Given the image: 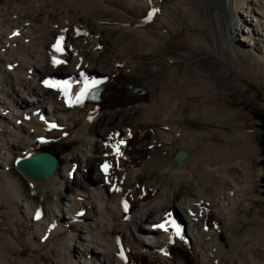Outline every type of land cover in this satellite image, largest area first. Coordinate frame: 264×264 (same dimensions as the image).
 <instances>
[{
    "label": "bare ground",
    "instance_id": "bare-ground-1",
    "mask_svg": "<svg viewBox=\"0 0 264 264\" xmlns=\"http://www.w3.org/2000/svg\"><path fill=\"white\" fill-rule=\"evenodd\" d=\"M25 22H30L27 27ZM21 26L29 42L18 38L16 46L0 45V108L18 115L35 105L45 107L71 136L37 150L35 137L23 127L11 128L14 116L0 113V205L5 208H0V264H121L115 256L117 233L132 248L131 264H213L217 259L218 264H264V215L253 210L257 200L264 201L261 191L253 194L261 181L253 168L260 152L255 132L235 125L229 111L217 105L188 101L213 91L212 97L219 98L217 84L224 92L245 88L242 80L258 74L252 67L264 80V52L249 42V36L260 33L264 40V0H0V39ZM58 33L72 38L70 65L60 72L87 69L110 78L97 116L94 105L63 112L54 97L41 92L38 78L55 73L45 52ZM246 64L248 74L240 77ZM133 87L145 94L134 93ZM25 125L42 131V124ZM116 127L133 130L127 150L106 144ZM170 130L173 140L163 142L162 134ZM143 140H148L147 150ZM162 145L168 149L164 156ZM188 148L180 167L173 158ZM43 149L48 152L34 158L56 163L45 178L36 180L14 166L23 151ZM104 163L112 165L106 179H116L123 188L118 195L132 208L131 222L121 220L116 194L105 195L98 170L93 175ZM76 178H88L94 187L79 185ZM138 185L146 188L144 198ZM83 204L90 210L82 222L47 233L50 221ZM39 206L46 215L37 223L32 218ZM168 207L204 210L201 221L220 224L223 240L213 228L205 233L199 223L186 220L190 250L176 245L173 261L158 256L154 249L161 235L150 227ZM26 229L37 232L38 242Z\"/></svg>",
    "mask_w": 264,
    "mask_h": 264
},
{
    "label": "rangeland",
    "instance_id": "rangeland-1",
    "mask_svg": "<svg viewBox=\"0 0 264 264\" xmlns=\"http://www.w3.org/2000/svg\"><path fill=\"white\" fill-rule=\"evenodd\" d=\"M245 13L247 14L248 11H246ZM244 24H246V23L244 22ZM245 32H246V29L244 27V34L242 33V36H246L247 35V34H245ZM260 36H261V33L258 35V37L253 36V35L249 36L250 37L249 38V42H250V44H253L254 42H260L262 44L260 49L264 52V40ZM242 39H243V37H242ZM244 44H245V47H248L247 43H244ZM263 62H257V64H263ZM159 63L162 64L161 58H160ZM152 65H153V63H151L148 66H152ZM245 66L246 67L241 70V73L239 75L240 77H244L246 74H248V69H249L248 67L249 66L247 64ZM252 66H255V64L252 65ZM252 68L255 69L256 73H258V74L253 76V77H250L252 80H249V79H243L242 80V84L244 85L245 88L238 87L236 89H233L232 91L224 92V91H222V88H221L220 85H218V84L216 85L215 84L218 87V90H219V93H218V95L220 94L219 98H217V97L213 98L212 97L213 96L212 94H216L217 95V93L215 91H213V92H209V93H205L203 95H200L199 97H192L188 101L189 102H195V103L198 102L201 105L204 104L206 106H208V104L209 105H211V104L212 105H217L219 107V109L223 110L224 112H228L229 111L230 121L234 122V124L237 123L235 125L240 126V127L244 128V129H247V130H250V131L254 130L256 142L259 144L261 130L258 128L259 122L255 119L254 114L258 113L259 115H264V80H263V73H261L259 69H256L257 67L256 68L252 67ZM179 73H180V71H179ZM178 75H179L178 78L180 79L183 76V73L181 72ZM233 77H234V72H233ZM259 78L262 80V82H260V81L257 82V80ZM15 89L19 92L18 88L15 87ZM135 89H134V91H135ZM142 91L143 90L141 89V90H139V91H137L135 93L136 94L137 93L138 94H145V91H144V93H142ZM221 93H223L224 95L222 96ZM135 102H137V101H133L131 103V105H133ZM26 104L30 105V102L26 100ZM209 108H213V107H209ZM118 110H119V107L117 106L116 111H118ZM118 128L120 130L122 129L121 127H116V129H118ZM164 133H166V135L162 134V141L164 140L163 142H165L166 138L169 139V140H173V137L175 136V133L172 130L166 131ZM137 146H135L134 149H137ZM162 147L164 149V150L162 149V156H164L165 154H167L166 151L168 149L166 148V145H162ZM189 149L190 148H188L187 150H185V149H179V150H185L187 152H190L191 150H189ZM263 159L264 158L262 157V152H261V148H260L259 155L256 158H253V160H254V165H253L254 171H255V173H258V174L261 175L260 178H263V175H264V171L261 174V170H263L262 166H261L262 165L261 161ZM96 172H97V166H95V168L93 170V175L94 176H95ZM97 177H98V175H97ZM75 181L78 182L79 185L82 184V182L77 180V178H76ZM257 182H255L256 185H255V190H254V193H253L254 195H260L261 194L260 191L261 192L263 191V189L261 187L262 186L261 181H260V183H258V188H257ZM186 190H188V189H185V190L183 189V192H186ZM191 193L192 192H187V194H191ZM72 194H74V192H72L71 195ZM174 194H175V192H174ZM255 204L258 207H260V208L255 207V205H254L253 210L259 209L260 213L264 215V201L257 200L255 202ZM2 207L3 206L0 205V208L2 210H5V208L4 207L2 208ZM169 208H174V207H168L167 209H169ZM185 210L186 209H184V210H182L180 212L184 213ZM30 215H31V213L28 211V216H27L28 220L30 219ZM68 221H69V219L66 220V222H68ZM31 228H33V227H30V229ZM30 229H26V234L33 233L34 237H35V241L38 242L39 235H37V232L35 233V231H30ZM238 236L241 237L240 234ZM42 244H44V243H42ZM76 244L77 243H75V245ZM261 249L262 248L260 247V250ZM262 252H264V251H262ZM260 255L263 257L264 254H262L260 252ZM81 257L84 258V254L83 253H82ZM95 262H97V260H95Z\"/></svg>",
    "mask_w": 264,
    "mask_h": 264
},
{
    "label": "water",
    "instance_id": "water-1",
    "mask_svg": "<svg viewBox=\"0 0 264 264\" xmlns=\"http://www.w3.org/2000/svg\"><path fill=\"white\" fill-rule=\"evenodd\" d=\"M187 157V153L185 152H180L176 157H175V160L178 162V164L182 165L184 163V159ZM55 159V158H54ZM56 160V159H55ZM57 162V161H56ZM38 163V162H37ZM39 164V163H38ZM20 167L22 168L23 167V170L26 171V173L34 178V179H43L46 177L47 173L49 171H52L54 169H56V163L54 161H52V164H51V160L49 159V163L48 165L44 168L43 172H35L34 171V161H29V162H26L25 164H21ZM223 238V237H221Z\"/></svg>",
    "mask_w": 264,
    "mask_h": 264
},
{
    "label": "snow or ice",
    "instance_id": "snow-or-ice-1",
    "mask_svg": "<svg viewBox=\"0 0 264 264\" xmlns=\"http://www.w3.org/2000/svg\"><path fill=\"white\" fill-rule=\"evenodd\" d=\"M61 43H62V38H60V39H58L57 40V44L56 45H54L53 47H54V49L56 50V51H63V49H62V47H61ZM53 63L54 64H57V63H64V61H60V60H56V59H54L53 60ZM99 82H97V81H93L92 82V87L93 88H95L96 87V85L98 84ZM88 88H85V90H83L81 93H79L78 95H77V102H81L84 98H86V96L88 95ZM103 168H107V165H105V166H102ZM125 208H127V205H125Z\"/></svg>",
    "mask_w": 264,
    "mask_h": 264
},
{
    "label": "trees",
    "instance_id": "trees-1",
    "mask_svg": "<svg viewBox=\"0 0 264 264\" xmlns=\"http://www.w3.org/2000/svg\"><path fill=\"white\" fill-rule=\"evenodd\" d=\"M255 117L260 121L261 123V129H262V135L260 137L259 143L262 149V154L264 156V115L255 114ZM262 166L264 167V161L262 162ZM262 182V189H263V195H264V176L261 179Z\"/></svg>",
    "mask_w": 264,
    "mask_h": 264
}]
</instances>
